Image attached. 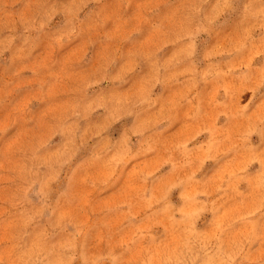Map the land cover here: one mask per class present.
Returning <instances> with one entry per match:
<instances>
[{
	"label": "rangeland",
	"instance_id": "rangeland-1",
	"mask_svg": "<svg viewBox=\"0 0 264 264\" xmlns=\"http://www.w3.org/2000/svg\"><path fill=\"white\" fill-rule=\"evenodd\" d=\"M0 264H264V0H0Z\"/></svg>",
	"mask_w": 264,
	"mask_h": 264
}]
</instances>
